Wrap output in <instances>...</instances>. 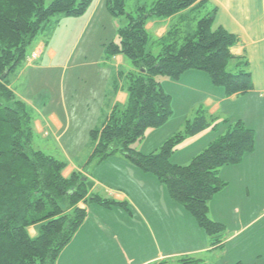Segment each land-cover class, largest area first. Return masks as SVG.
<instances>
[{"label": "trees", "instance_id": "1", "mask_svg": "<svg viewBox=\"0 0 264 264\" xmlns=\"http://www.w3.org/2000/svg\"><path fill=\"white\" fill-rule=\"evenodd\" d=\"M47 1L0 0V264H57L87 219L82 204L129 212L126 201L93 194V180L78 171L65 177V162L34 148L33 110L17 97L9 77L25 65L37 37L51 29L53 17L82 16L94 2ZM106 2L111 16L126 18L118 29L120 44L106 47V59L122 55L135 70L126 76V103L115 105L90 133L91 159L102 163L119 154L153 175L166 187L170 200L193 216L212 247L223 248L226 226L210 218L209 202L227 186L220 178L221 168L239 165L254 150V131L241 121L229 124L188 165L172 162L179 144L218 129L204 111L149 154L131 145L143 140L148 129L163 127L173 115L172 98L161 77L178 80L186 72L199 71L228 97L253 90L248 63L231 52L237 37L213 28L216 9L206 0H155L132 12L126 10L128 0ZM153 19L170 21L164 36L153 37L147 30ZM155 46L158 55L153 54ZM183 263L198 261L189 258Z\"/></svg>", "mask_w": 264, "mask_h": 264}, {"label": "crops", "instance_id": "2", "mask_svg": "<svg viewBox=\"0 0 264 264\" xmlns=\"http://www.w3.org/2000/svg\"><path fill=\"white\" fill-rule=\"evenodd\" d=\"M206 1L212 8L216 9L213 28L215 30L222 28L237 37L238 41L231 52L237 59L248 63L253 90L245 95L228 97L222 88L212 84L206 73L199 71L186 72L178 80L163 79L161 80L162 87L172 98L173 115L171 118L173 119H170L174 120L178 114L181 121L173 127V130L167 132L166 130L172 122L168 121L157 131L154 130V135L163 136L160 142H156V147L159 148L168 137L173 136L178 131L179 128L176 127L182 128L189 119L190 111L196 107H174V105L177 100L178 105H180L192 98L197 100L200 98L201 108L199 109H203L209 118L218 124V129L217 131L208 129L199 138L195 139L196 141L189 146L193 154L189 153L190 151L184 153L185 149L183 151L177 150L172 157L173 163L188 165L219 134L224 133L229 124L241 121L248 129L254 131V150L246 154L239 165L221 168L219 175L227 183V186L209 202L210 218L224 224L227 232L229 231L227 237H225L223 247L226 248L229 244H234V241L241 239L248 228L256 223L258 218L252 217L255 208L254 202L258 196L264 200V0ZM94 12H96V8L93 9ZM169 24V20L153 19L148 22L146 27L153 37L160 38L166 34ZM41 52L40 47L33 50L32 59H29V56V61L40 57ZM124 59H126L124 56L118 55L111 60L122 66ZM123 91H116L113 107L99 108V126H97L98 124H91L89 129H92V127L94 129L99 128L115 105L126 103L128 96ZM62 111L65 112L68 121L67 107H62ZM181 111L185 114H181ZM61 120L55 114L46 115L43 111L39 112V117L34 118V128L37 136L48 138L50 132L54 129L57 132V139H59L61 134L58 136V132L62 133L65 130ZM140 151L144 152L143 150ZM179 154L182 157H179ZM106 160H109V158ZM116 161L122 162L121 159ZM122 163L124 165V162ZM137 170L140 171L138 184L137 182L133 183L137 189H142L140 187L142 180L147 178L146 175L151 174H147L139 168ZM75 171L76 168L67 167L64 176L69 177ZM78 172L94 181L93 176L85 174L82 170H78ZM135 176L137 177V173H135ZM95 180L97 181L96 178ZM149 180L161 184L154 176L153 178L150 177ZM98 183V181L95 182V187ZM109 190L113 192L109 195V198L115 201H126L128 208L133 209L139 218L142 217L143 224L141 226L135 224L130 226L128 215L123 216L125 210L118 207L105 208L94 203L82 204L81 207L87 209V219L73 240L61 252L57 264H156L180 253L169 252L172 248L168 247H172L173 242L171 238L168 239L164 220H167L170 224L172 219L164 212L158 199L154 198L153 195H146V191L143 190L146 197L137 202L132 198V192L122 191L118 193L114 192V189ZM140 193L142 192L139 191L138 194ZM163 198L166 204V206H163L164 208L169 206L175 209L174 207H177V204L170 200L167 190ZM129 213L132 214L130 210ZM110 214H117L118 216L113 218L110 217ZM127 225L128 227H126ZM163 228L165 230H162ZM121 229L122 232L119 231ZM32 231L34 232L33 236H35V229L32 228ZM117 231L118 233H116ZM195 232L197 235L187 237L185 240V244L189 245L191 250L181 252V254L183 253L186 256L195 255L215 249L212 247L211 238L197 224ZM199 241H201V244L197 248L194 244H198ZM162 247H167L166 251ZM157 248L160 249L159 253L154 254ZM145 252L149 255L147 259L142 255ZM232 254L233 257L236 256V252ZM261 256L259 252L257 258Z\"/></svg>", "mask_w": 264, "mask_h": 264}, {"label": "rangeland", "instance_id": "3", "mask_svg": "<svg viewBox=\"0 0 264 264\" xmlns=\"http://www.w3.org/2000/svg\"><path fill=\"white\" fill-rule=\"evenodd\" d=\"M51 1L48 0L47 3ZM154 1L128 0L126 10L132 12L138 6H149ZM94 8L96 12L93 13ZM51 24V29L41 33L30 49L29 59H32L33 50L39 47L42 49L40 57L32 61L28 59L23 67L9 77V83L17 97L28 107H32L34 118H38L39 112L43 111L46 115L55 114L64 124L65 130L62 133L58 132V136L61 134L59 139H57L56 130L52 129L48 138L36 136L34 148L65 162L67 167L76 168V171L82 170L85 174L93 176L94 182H99L93 194L102 198H109V195L113 194L109 189H114V192L118 193L132 192V198L137 202L142 198L145 199L146 195H153L158 199L164 212L172 219L170 224L164 220L168 239L171 238L173 242V246L168 247L172 248L169 252L180 253L156 264H184L183 260L189 258L198 261L195 264H264V200L261 197L258 196L254 202L252 216L258 219L241 236V239L234 241V244H229L226 248H216L186 256L183 253L191 250V247L185 244V240L187 237L197 235L195 232L197 223L193 216L177 203H175L177 207H174L176 210L169 206L163 207L166 206L163 198L166 187L157 182H151L149 179L153 176L145 174L147 178L142 180L141 186L139 185L142 189H137L133 182L138 184L140 171L119 154L109 158L103 164L97 159H91L90 131L94 128L89 129V126L91 124L99 126V108L113 107L116 91L124 90L123 92L126 93V76L135 70L127 59H124L123 65L119 66L114 60H107L105 56V49L109 44H120L118 29L126 24V18L111 16L106 0H94L84 15L78 17L56 15L52 18ZM152 49L154 55L159 54V47L155 46ZM163 79L169 78L161 77V80ZM115 87H118L116 91ZM62 107H67L68 121ZM174 107H196L189 113V119L192 120L202 114L200 111H204L199 109L201 108L200 98L189 99L180 105L177 100ZM180 113L185 114L182 111ZM171 119L169 128H165L167 132L173 130V127L181 121L178 114L174 120ZM176 128H179L177 132L183 129V127ZM154 130L157 131V129H148L145 138L132 144L131 147L138 151L143 150L145 152L143 154L156 150L158 148L156 142H160L163 136L154 135ZM204 132L187 138L179 144L178 151L185 149L184 153L189 152V146ZM189 153L193 154L191 151ZM120 159L124 165L116 161ZM143 190L146 191V195L143 194ZM139 191L142 193L138 194ZM129 210L132 214L127 210L123 211V216L128 215L129 225L141 226L142 217L139 218L133 209ZM117 216V214H110L113 218ZM228 233L229 231H226L224 237H227ZM195 240L197 241L196 237ZM200 244L201 241L194 245L197 247ZM166 248L162 247L164 251ZM159 250V248L155 249L154 254L159 253ZM234 252L236 256L233 257ZM259 252L262 256L257 258ZM147 254L145 252L142 255L147 259L149 258Z\"/></svg>", "mask_w": 264, "mask_h": 264}, {"label": "water", "instance_id": "4", "mask_svg": "<svg viewBox=\"0 0 264 264\" xmlns=\"http://www.w3.org/2000/svg\"><path fill=\"white\" fill-rule=\"evenodd\" d=\"M5 77V76H4ZM4 77H2V80L4 79Z\"/></svg>", "mask_w": 264, "mask_h": 264}]
</instances>
